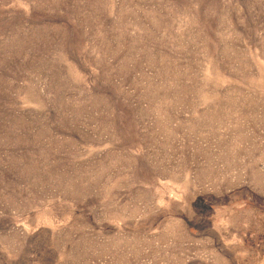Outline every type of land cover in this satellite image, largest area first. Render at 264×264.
I'll return each instance as SVG.
<instances>
[{
  "label": "rangeland",
  "instance_id": "obj_1",
  "mask_svg": "<svg viewBox=\"0 0 264 264\" xmlns=\"http://www.w3.org/2000/svg\"><path fill=\"white\" fill-rule=\"evenodd\" d=\"M0 264H264V0H0Z\"/></svg>",
  "mask_w": 264,
  "mask_h": 264
}]
</instances>
